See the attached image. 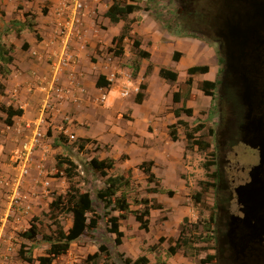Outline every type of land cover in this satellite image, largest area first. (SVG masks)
I'll use <instances>...</instances> for the list:
<instances>
[{
    "label": "rangeland",
    "instance_id": "1",
    "mask_svg": "<svg viewBox=\"0 0 264 264\" xmlns=\"http://www.w3.org/2000/svg\"><path fill=\"white\" fill-rule=\"evenodd\" d=\"M1 1L15 5L16 9L12 8L14 13L9 14L8 18H6L5 10L0 9V42L2 43L4 38L13 49L17 47L15 45H21L20 49H24L23 46H26V43H23V38L18 31L19 28L22 29L20 26L23 17L26 18L23 25H26L31 23L38 13L46 14L49 9V1ZM136 4L141 7V10L130 15L125 22L130 24L132 32L130 38L123 43L124 54L120 57L121 69L141 65L142 60L137 57L132 41L137 39L138 32L145 35L150 33L147 30L149 21H153L159 28L157 36L159 35L161 38L160 44H166V38L163 36L165 33L177 38L193 36L188 30L185 31L181 25L177 24L179 17L176 14L180 8V0H137ZM24 8H26L25 12H21ZM123 25L124 22H121V30ZM196 39L201 40L203 44L199 49L189 50L186 44L179 46L176 42L173 43L175 47H168L171 52L170 56L169 53H166L167 51H163L156 57L158 63L154 61L157 68L164 65V68L180 75L179 82L168 83L172 88L171 91L163 94L167 85L161 87L155 81L158 77L155 71L148 79L147 104L143 107L133 105L132 102L134 103L137 93L141 92L145 96V90L140 89V85H145V82L142 80L136 82L139 85H135L129 75H125L132 85L131 91L127 97H121V108L116 109L114 118L99 116L92 110L87 111V120L93 123V131L98 132L100 136L89 133L90 127L85 119L62 120L65 122L64 126L59 123V127L61 126L62 129H59L58 126L52 128L47 123L51 111L41 113L40 117H38L37 111L33 117L23 114V117L14 118L13 124L9 126L4 121L5 114L0 110L1 260L6 264H28L18 257L21 245L31 249L34 257L45 254L48 246L42 236H50L53 233L56 229L55 221L65 231L72 222L70 214L49 212V204L56 197L66 195L69 186L72 185L81 193L90 194L94 209L100 216L99 224L95 230L86 232L73 242L69 251L58 257L53 264H89L88 257L97 253L100 245H105L108 248L109 256L101 254L97 259V264H124L123 259L125 258L134 261L141 256H146L149 259V264H219L217 260L213 263L207 262L208 255H216V234L214 233L211 239L209 236H205V232L209 229L215 230L214 225H210L208 221L212 215L214 218L216 217L217 210L214 206L215 187L204 185L214 183V178H211L210 175L215 173V164L218 160L213 134L218 127L219 92L217 90L214 99L205 96L198 89V84L202 81L203 76L197 75L192 76L191 92L187 97L188 87L185 85V81L188 76L186 72H183L185 70L183 64L196 61L200 62L199 64H207L214 71L215 60L212 50L217 59L222 56L218 54L217 46L212 39L198 36ZM149 41L151 45V40ZM110 49L111 46L108 45L107 49H103V51L112 53ZM173 49H180V56L183 54L182 62L172 59L176 52ZM217 65L218 70L212 74V77H215V81H220L222 66L219 65V62ZM148 73L149 70H146V75ZM131 77L133 78L132 74ZM1 83L0 109L9 106L20 108L24 97L21 96L20 90H14L18 88L17 77L12 78V82L7 87L8 91ZM135 87L138 88L137 92L133 91ZM176 91L180 95V101L174 104L169 100L172 98V93ZM113 96L114 93L109 92L104 107L108 106L110 98ZM183 105L192 110V116L182 115L181 120L187 124V127L176 126L178 140L173 142L168 130V126L174 123V121L169 123L170 117L174 108ZM70 126H73L72 129H67ZM200 126L201 130L196 134V137L209 145L204 152L196 148L193 150L188 148L189 143L184 134L187 128L190 130ZM37 130L46 133L42 141L48 146L45 157L41 158L39 152L36 151L27 163L18 164L13 157L21 145L33 137ZM99 137L101 139H98ZM85 140L87 142H82ZM242 148L236 150H239L238 160L244 166L253 158L249 152L245 153ZM57 157L68 158L75 163L77 175L71 182L63 173L66 166L56 167ZM93 159L98 161L114 160V168L107 172L108 176H122L129 179L128 186L122 187L116 197L124 195L131 210H141L142 199H148L152 204L161 205L160 210H151L148 230H141L133 215L128 216L126 220H120L119 229L124 234L120 246L114 245V235L107 233L106 230L108 227L106 218L109 215L117 216L118 212L110 210L112 207L105 210L104 204L97 199V193L105 188L107 178L91 169L90 165ZM149 161H154L153 165L155 164V166L152 171L157 177V180L150 184L147 182L146 175L138 168L141 163ZM205 164H209L207 169ZM19 165L27 168L28 172L25 176H22ZM151 189H164L172 191V194L161 191L151 193L149 192ZM198 193H201L200 202L195 199V195ZM184 219H187L186 223ZM196 223H198L199 229L190 226ZM33 224L37 225L39 229V236L34 242L23 236ZM181 226H184L186 230L192 229L191 238L194 234H202L201 236L206 240L203 239L202 242L193 246L204 248L205 251L202 250L198 255H195L192 250L185 253L183 249H180L174 256L169 254L168 249L174 245ZM161 238H164V241L159 242ZM152 247H155L154 250H151Z\"/></svg>",
    "mask_w": 264,
    "mask_h": 264
},
{
    "label": "crops",
    "instance_id": "2",
    "mask_svg": "<svg viewBox=\"0 0 264 264\" xmlns=\"http://www.w3.org/2000/svg\"><path fill=\"white\" fill-rule=\"evenodd\" d=\"M48 1L49 9L47 13L41 14L37 12L38 14L31 22L34 25L35 32L28 30L27 27H24L21 31L20 35L23 38V43H26V48L20 49L21 45H15L17 47L13 49L12 54L14 61L9 66L11 73L6 78L0 77V83L2 82L1 84L7 89L12 82V78L17 77L18 88L14 90H20L21 96L24 97L20 108L23 109V114L27 116L33 117L37 111L38 117H40L43 111L42 106L46 102L49 103L52 111L51 115L49 114L48 116L49 122L47 123L52 128L59 127V123L64 126L65 122L62 120L73 118L79 121L80 119H85L90 127L89 133L100 136L98 132L93 131V123L87 120L86 113L88 110H92L99 116L114 118L116 109L121 108L119 89L121 81L128 80L125 75H129L135 85H139L136 82H141L142 80L145 82V96L143 95L142 102H132L133 105L143 107L147 104L149 94L148 79L155 71L158 75L155 81L161 87L167 85L163 90V94L172 89L168 85L171 81L159 76V70L164 68V65H161L160 68L155 66L154 61L157 60L158 53L167 51L166 53H169L170 56L171 52L168 47H175L173 43L176 42L179 46L186 44L189 50H197L203 46L202 41L199 39L189 36L171 37L168 33L163 35L166 38V44H160L161 38L159 35L157 36L159 28L153 21H149L147 30L150 33L145 35L138 32L136 40L140 41V49L148 52L150 58H140L142 60L141 65L138 64V71L134 73V68L137 65L121 69V56L116 57L112 51L113 55L103 51V49H107L108 45L112 48V39L121 34V22L113 24L106 17V11L113 0ZM77 2L82 3V10L75 11L74 5ZM7 3L0 0V9L5 10L6 18H8L9 14L12 15L14 13L12 8H15V5ZM8 7L9 11L7 10ZM25 10L26 8L22 9L21 12H25ZM25 22L26 18L23 17L21 23L24 24ZM37 35L39 38H37ZM133 35H136V33H133ZM128 39H125L124 42ZM149 40H151V45ZM2 43L10 46L9 42L4 40V38ZM179 50L173 49L176 52H179ZM212 52L215 60L214 71L207 64L191 61L190 64H183L185 69L183 72L187 74V70L193 66L207 65L209 71L199 76H203L202 81L206 79L215 81V77L213 78L212 74L218 70V59L213 50ZM182 56H180L178 61H183ZM68 57H70L69 61L67 60ZM156 63L158 62L156 61ZM146 70H149L147 75ZM177 75L178 78L175 82L180 81V75L178 73ZM100 76L105 77V80L109 81L110 84L104 87H97L96 83ZM109 92L114 93V96L110 98L108 106L104 107V103L100 102V97L102 94L108 96ZM174 93H172V98L169 102L172 101L176 104L173 100ZM178 108H174L169 123L174 121L172 124H175L177 120H181L184 114L179 118L174 115V111ZM79 110L83 111L80 112ZM72 127L70 126L67 129H72ZM60 128L62 127L60 126ZM98 139L101 138L99 137ZM42 145L48 147L46 143H42Z\"/></svg>",
    "mask_w": 264,
    "mask_h": 264
},
{
    "label": "trees",
    "instance_id": "3",
    "mask_svg": "<svg viewBox=\"0 0 264 264\" xmlns=\"http://www.w3.org/2000/svg\"><path fill=\"white\" fill-rule=\"evenodd\" d=\"M130 2V3H127ZM137 0H113L112 4L106 11V17L110 20L111 23L117 24L119 22H124V25L121 30V34L117 37H114L111 41L112 48L110 49L116 57L122 56L124 54L123 43L125 39H128L131 32L130 24L125 23L128 17L141 10V7L136 4ZM27 16V15H26ZM29 16V15H28ZM22 29H18L19 34L27 27L28 30L35 32L34 25L28 23L23 25L21 23L20 26ZM196 38L197 36L193 35L190 36ZM37 38L38 35H37ZM133 48L136 50V55L138 58L141 59H149L150 54L146 51L140 49V41L133 40L132 42ZM26 48V46H23ZM13 47L7 46L4 43L0 42V77L6 78L10 73L11 70L9 66L13 63ZM180 58V53L175 52L172 56L174 61H178ZM219 65L222 66L224 63V59L222 57H218ZM150 69V67H149ZM138 71V65L134 68V73ZM209 71V67L207 65L202 66H193L187 70L188 79L185 81V85L188 87L187 90V97L191 92L192 86V76L194 75H201L206 74ZM159 76L163 79L169 80L171 82H175L178 78L176 72L161 68L159 70ZM220 81H209L203 80L198 84V89L207 97L214 99L217 88ZM110 83L109 81L105 80V77L100 76L97 80V87H104L108 86ZM1 87V85H0ZM140 89L144 90L145 86L140 85ZM143 100V94L141 92L136 94L135 102L141 103ZM173 100L175 103L180 101V95L178 92L173 94ZM1 112L5 114V123L7 125L13 124V119L15 117H21L24 113L23 109L21 108H14L12 106L9 107H1ZM182 114L190 117L192 116V110L187 108L186 106H181L177 110L174 111V115L176 118H179ZM182 125L187 127V124L184 123L182 120H177L175 124H172L168 127L169 135L173 142L178 140L176 126ZM201 130L200 127H195L193 129H188L184 132L186 141L189 143L188 148L190 149H197L201 152H204L206 148L209 146L207 143L203 142L202 140L196 137V134ZM211 133L213 131H210ZM87 142V140L82 141ZM82 148V146H81ZM209 165V164H208ZM208 165L205 164V168H208ZM63 173L67 180L71 182V180L77 175L75 172L77 167L74 162H72L68 158L57 157L56 167L62 168ZM91 169L96 173H99L102 177H106V186L104 189H101L97 193V199L101 201L104 206L103 208L109 209L112 207V211H117V216H110L106 218L107 233L114 235L113 243L115 246L122 245V238L124 236L123 232L119 229V221L126 220L128 216L133 215L136 222L139 224L141 230H148L149 227V216L151 210L161 209V205H156L150 203L148 199H142L140 202V206H142L141 210H131L130 204L127 202L124 195L120 197H116V194L121 190L122 187H126L129 184V179H126L122 176H108V171L114 168V160L112 159H104V160H92L91 162ZM147 177V182L153 183L157 180L156 175L152 171L153 162H143L138 167ZM216 173L210 175L211 178L215 179ZM204 184V183H201ZM209 187H215V183H207L204 184ZM167 192L168 194H172V191H166L164 189L157 190L151 189L149 192L151 193H158ZM195 199L197 202L201 200V193L195 195ZM216 206V203L215 205ZM217 208V206H216ZM49 212H56L59 213H66L70 214L72 217L71 226L65 231L61 225L55 221L56 229L50 236H42V239L48 246L45 250V254L34 257L32 255L31 249L27 248L25 245H21L18 251V257L28 264H53L54 261L60 257L65 255L73 242L77 241L80 237H82L86 232L90 230H95L99 224L100 216L96 213L94 209V203L89 193H81L77 188L70 185L68 192L66 195L56 197L50 204H49ZM185 223L187 219H184ZM209 224L214 225V217L213 215L209 219ZM194 229L198 228V223L194 225H190ZM209 228V227H208ZM192 229L186 230L184 226L180 228L177 238L175 239V243L173 246H170L168 251L171 256H174L178 250L183 249L184 252L188 250H192L195 255H198L202 250L205 251L204 248H200L198 246H193L194 244H199L202 242L203 238L201 235H192ZM215 230L211 231L210 229L205 232V236H209L211 239ZM24 238L30 241H35L36 238L39 236V229L37 225H31L30 229L23 234ZM206 240V239H205ZM214 240V239H213ZM164 241V238H161L159 242ZM155 247H152L151 250H154ZM101 254H105L106 257L109 256V250L105 245H100L98 248V252L90 255L87 259L89 264H97V259L100 257ZM123 256V255H121ZM216 255H208L207 262L213 263L216 260ZM124 264H149V259L146 256L138 257L136 260H132L130 258L123 259ZM115 264V263H111ZM163 264V263H162Z\"/></svg>",
    "mask_w": 264,
    "mask_h": 264
},
{
    "label": "water",
    "instance_id": "4",
    "mask_svg": "<svg viewBox=\"0 0 264 264\" xmlns=\"http://www.w3.org/2000/svg\"><path fill=\"white\" fill-rule=\"evenodd\" d=\"M213 31L225 50L221 87L238 89L245 107L242 143L259 158L258 179L241 186L240 216L231 218L226 237L234 262L264 264V0H223Z\"/></svg>",
    "mask_w": 264,
    "mask_h": 264
},
{
    "label": "flooded vegetation",
    "instance_id": "5",
    "mask_svg": "<svg viewBox=\"0 0 264 264\" xmlns=\"http://www.w3.org/2000/svg\"><path fill=\"white\" fill-rule=\"evenodd\" d=\"M223 0H180V8L176 16L177 24L190 34L212 39L217 46L218 54L225 52L222 42L215 36L214 25L222 9ZM224 65V63H223ZM222 65V69H223ZM222 74V71H221ZM218 98V127L213 134L214 146L217 149L215 164V203L217 215L214 218L216 260L219 264H238L234 262L231 246L226 237L231 218L240 216L242 208L240 200L241 186L250 182L251 178L258 179L254 167L259 162L258 153L253 160L242 166L238 160L239 150L247 153L242 143L245 107L238 97V89L230 84L221 87V79L217 88ZM243 152V154H245ZM260 181L264 182V166L261 169ZM256 174V176H255Z\"/></svg>",
    "mask_w": 264,
    "mask_h": 264
},
{
    "label": "built area",
    "instance_id": "6",
    "mask_svg": "<svg viewBox=\"0 0 264 264\" xmlns=\"http://www.w3.org/2000/svg\"><path fill=\"white\" fill-rule=\"evenodd\" d=\"M74 9H75V11L82 10L83 9L82 3L81 2L75 3ZM67 60L69 61L70 57H68ZM130 84L131 83L129 80L122 81L121 87L119 89V96L120 97H127L129 95V93L131 91L130 88L132 87V85H130ZM133 91L137 92L138 88L137 87L133 88ZM106 100H107V95L102 94L100 97V102L104 103ZM45 111H47V112L52 111V108H50L49 103H47V102L43 106L42 113L44 114ZM66 120H68V119H66ZM44 122H45V119H44ZM27 127L29 128V125ZM60 129H62V128H60ZM45 135H46L45 132H41V131L37 130L34 133L33 137H30L29 140L25 141L21 145V147L17 150L15 157H13V158H15V162L17 161L18 164H20V165L23 162L27 163L30 160L31 156L36 153V151L37 152L41 151V152H39V154L41 155V158L45 157L46 152L48 150V147L42 145V143H43L42 141H43V138ZM20 165H19V168L21 169L22 176H25L28 172L27 168L25 166L20 167ZM25 165L27 166L28 164H25ZM0 264H6V263L0 259Z\"/></svg>",
    "mask_w": 264,
    "mask_h": 264
}]
</instances>
